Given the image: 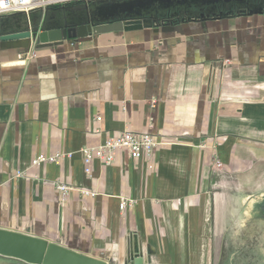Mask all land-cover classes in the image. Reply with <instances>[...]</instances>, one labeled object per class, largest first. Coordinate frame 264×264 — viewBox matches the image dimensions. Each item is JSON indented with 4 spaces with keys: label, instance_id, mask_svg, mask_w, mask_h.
I'll list each match as a JSON object with an SVG mask.
<instances>
[{
    "label": "crops",
    "instance_id": "1",
    "mask_svg": "<svg viewBox=\"0 0 264 264\" xmlns=\"http://www.w3.org/2000/svg\"><path fill=\"white\" fill-rule=\"evenodd\" d=\"M46 11L47 22L63 16ZM44 12L3 15L0 34ZM127 129L153 135V155L119 150L86 175L79 148ZM57 152L72 157L32 165ZM259 178L264 13L0 40V228L111 264H187L220 181ZM56 182L73 189L62 197ZM121 198L133 202L120 210Z\"/></svg>",
    "mask_w": 264,
    "mask_h": 264
},
{
    "label": "water",
    "instance_id": "2",
    "mask_svg": "<svg viewBox=\"0 0 264 264\" xmlns=\"http://www.w3.org/2000/svg\"><path fill=\"white\" fill-rule=\"evenodd\" d=\"M201 1L217 4L222 0H188L173 8H184L192 2H197L194 5L200 6ZM251 2L257 6L236 13H264L263 0ZM67 7L68 5L50 7V10L60 12ZM38 11L44 12L42 9ZM47 12H44L45 18H29L24 28L1 32L0 40L31 38L37 44L65 39L77 41L104 30L165 22L151 16L150 19L141 16L98 23L77 22L75 17L69 15L47 22ZM211 16L219 17L223 14ZM205 17L210 16L200 15L198 18ZM187 19L191 17L181 18L182 21ZM0 256L27 264H111L43 237L3 228H0ZM132 264H143V258L136 255L132 258ZM187 264H264V178L220 181Z\"/></svg>",
    "mask_w": 264,
    "mask_h": 264
},
{
    "label": "built area",
    "instance_id": "3",
    "mask_svg": "<svg viewBox=\"0 0 264 264\" xmlns=\"http://www.w3.org/2000/svg\"><path fill=\"white\" fill-rule=\"evenodd\" d=\"M90 0H0V16L12 14V13H24L28 14L33 10L42 9L45 10L49 7L63 6L72 2H87ZM32 54L20 53L18 58H27ZM99 119V116L96 117ZM160 143L157 139L150 134H136L131 130H123L115 136H110L102 143L97 145H86L79 148L78 152L81 155L84 173L90 175L92 171V165L94 161L98 160L104 165L108 166L112 164L115 159L117 151L123 150L130 158L141 159L150 158L153 155L155 148ZM204 145V144H202ZM71 158L72 152H57L55 154H38L32 160V165H38L41 163H54L59 158ZM220 166V164H217ZM25 171L17 172V176L23 175ZM57 191L62 197L68 195V192L73 189V186L56 182L55 185ZM80 192L85 195L94 196L95 193L80 189ZM133 200L128 198H121L119 202L120 210L125 209L130 205Z\"/></svg>",
    "mask_w": 264,
    "mask_h": 264
},
{
    "label": "rangeland",
    "instance_id": "4",
    "mask_svg": "<svg viewBox=\"0 0 264 264\" xmlns=\"http://www.w3.org/2000/svg\"><path fill=\"white\" fill-rule=\"evenodd\" d=\"M252 0H222L217 4H206L201 1L192 2L190 6L174 9L188 0H90L87 2L67 4L65 11L60 13L75 17L77 22L98 23L107 20L126 19L130 17H143L144 19L157 18L158 21H177L181 18H198L200 15L211 16L222 13L223 15L248 11L257 5ZM264 1V0H263ZM120 7H122L120 9ZM173 9H167V8ZM64 12V13H63ZM156 19V20H157Z\"/></svg>",
    "mask_w": 264,
    "mask_h": 264
},
{
    "label": "trees",
    "instance_id": "5",
    "mask_svg": "<svg viewBox=\"0 0 264 264\" xmlns=\"http://www.w3.org/2000/svg\"><path fill=\"white\" fill-rule=\"evenodd\" d=\"M72 3H79V2H72ZM69 4H71V3H69ZM56 7H58V6H56Z\"/></svg>",
    "mask_w": 264,
    "mask_h": 264
}]
</instances>
